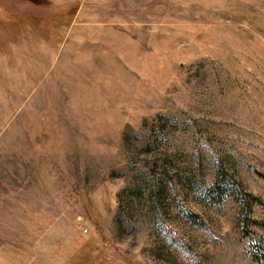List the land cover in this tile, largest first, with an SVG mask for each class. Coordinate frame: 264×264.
<instances>
[{
  "label": "rangeland",
  "instance_id": "374dc122",
  "mask_svg": "<svg viewBox=\"0 0 264 264\" xmlns=\"http://www.w3.org/2000/svg\"><path fill=\"white\" fill-rule=\"evenodd\" d=\"M257 245L264 0H0V264H264Z\"/></svg>",
  "mask_w": 264,
  "mask_h": 264
},
{
  "label": "trees",
  "instance_id": "16d2710c",
  "mask_svg": "<svg viewBox=\"0 0 264 264\" xmlns=\"http://www.w3.org/2000/svg\"><path fill=\"white\" fill-rule=\"evenodd\" d=\"M227 177H228V175L226 174V173H224V172H222V174H221V177H219V179H220V181L221 182H219V179H218V181H217V179H216V184H224L225 185V187L227 188L226 190L229 192V193H231L232 191V189H231V187H230V185H229V183H228V180H227ZM256 251L257 250H260V254L261 255H259V258H261L262 256H264V247L262 248V247H260L259 248V246L257 245L256 246V249H255Z\"/></svg>",
  "mask_w": 264,
  "mask_h": 264
}]
</instances>
